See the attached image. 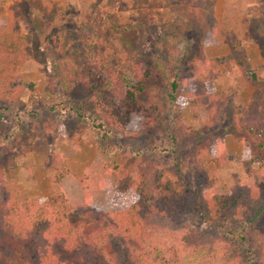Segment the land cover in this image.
Instances as JSON below:
<instances>
[{"label": "trees", "instance_id": "1", "mask_svg": "<svg viewBox=\"0 0 264 264\" xmlns=\"http://www.w3.org/2000/svg\"><path fill=\"white\" fill-rule=\"evenodd\" d=\"M153 1L164 7L175 0ZM216 1L192 0L186 10L183 32L191 30V22L199 25L202 56L181 48V35L174 33L153 39L154 52L139 56L124 71L114 65L118 52L97 48L88 11L81 12L79 32L90 68L84 70L66 45L51 51L50 85L39 103L28 104V116L18 113L0 143L11 148L31 122L56 132L58 119L70 117L98 142V160L77 175L67 157L54 152L46 174L51 195L43 201L31 199L18 180H6L0 168L5 190L4 197L0 194V264H264V170L250 166L249 177L224 199L216 192L220 173L209 162L221 168L228 164L224 118L229 96L208 86L232 55H206L226 43L243 52L249 37L264 38V17L231 9L219 22ZM105 8L113 35L130 29L122 28L110 2ZM15 28L12 15L0 18L1 120L32 87L21 75L29 59L27 41ZM238 65L255 90L248 106L234 108L231 125L250 163L264 162V84L243 61ZM75 80L91 91L94 115L74 98ZM181 99L191 100L193 111L206 112L200 126L184 121ZM39 105L49 113L46 120L34 109ZM141 133L153 137L144 149L115 140ZM185 151L193 171L187 176L181 174ZM66 182L77 184L82 198L68 192ZM114 182L124 183L123 188ZM109 192H114L110 204L100 205L99 198ZM226 209L241 221L235 230L218 226ZM200 224L223 235L218 257L207 256Z\"/></svg>", "mask_w": 264, "mask_h": 264}, {"label": "rangeland", "instance_id": "2", "mask_svg": "<svg viewBox=\"0 0 264 264\" xmlns=\"http://www.w3.org/2000/svg\"><path fill=\"white\" fill-rule=\"evenodd\" d=\"M110 2L115 7V18L122 28L129 27L120 35H113L106 22L107 11L105 4ZM192 0H175L167 6L161 7L153 0H0V18L12 15L16 19L15 30L26 38V51L29 55L27 64L21 75L32 87H27L22 98L12 104L10 114L6 120L0 119V140L10 132L18 113L28 116L27 106L32 101L39 103L50 85L52 62L49 55L53 50L68 47L72 54L79 59L83 69L90 68V62L84 54L85 45L79 32V22L82 11H88V30L95 32L97 48L110 49L118 52L114 62L119 70H129L133 60L141 55L154 52L153 39L167 37L171 34H180L181 48L189 51L192 56H202L199 42L203 31L196 22H191V30L183 32L186 19V10L192 6ZM242 11L252 18L264 17V0H217L214 7L215 19L222 22L230 10ZM208 57L232 55V61L226 64L217 80L209 84L210 91L225 90L228 101L225 103L226 115L224 118L225 144L228 153V164L220 167L218 162L211 160L210 166L218 168L221 183L216 188L217 194L224 199L231 193L233 187L249 177L250 166L253 169H263L264 162L250 163V155L238 142L239 135L232 128V113L237 106H248L252 100L255 88L249 85L243 77L238 61L245 63L246 69L257 76L264 84V38L257 35L249 37L244 42V51L232 50L229 43L210 48L206 51ZM92 67V66H91ZM97 69V68H96ZM128 73V72H127ZM74 98L83 104L85 109L94 115V104L91 91L85 88L79 80L72 84ZM184 121L193 126H200L206 119V112L192 110V101L181 99ZM41 110L44 120L48 111L42 106L35 107ZM83 109V111H86ZM30 114V113H28ZM36 122L37 120L34 119ZM61 122L59 130H46L38 123L31 122L25 130L23 138L16 139L11 148L0 143V165L5 172L6 180H18L33 200L43 201L51 195V186L47 177V167L54 152H61L67 157V166L77 175H81L87 167L98 160V142L84 134V129L71 121L70 117L58 119ZM32 126H36L34 131ZM153 139L149 133L126 135L122 139H115L124 146L132 149L147 148ZM148 168L146 172L148 173ZM193 173L188 151L182 158L181 174L184 176ZM118 189L124 183H116ZM68 192L82 198L77 184L66 182ZM0 194L5 196L3 184L0 185ZM114 192L104 193L99 198L100 205H109ZM75 220H79L75 216ZM241 221L237 220L230 209H226L220 218L219 227L235 230ZM199 225V224H198ZM200 226H202L200 224ZM201 229V228H200ZM203 247L211 258L218 257L219 241L223 235L218 230L202 226ZM128 264H130L128 262Z\"/></svg>", "mask_w": 264, "mask_h": 264}]
</instances>
